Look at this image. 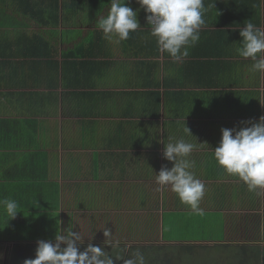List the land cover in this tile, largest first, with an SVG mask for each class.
Returning a JSON list of instances; mask_svg holds the SVG:
<instances>
[{"label":"crops","instance_id":"1","mask_svg":"<svg viewBox=\"0 0 264 264\" xmlns=\"http://www.w3.org/2000/svg\"><path fill=\"white\" fill-rule=\"evenodd\" d=\"M128 5L141 28L115 43L95 23L110 0H0V198L20 205L14 220L0 212V264L58 229L113 257L264 252V189L249 191L212 154L222 128L264 116V73L236 53L239 28L264 27V0H204L200 40L178 63L158 52L136 0ZM170 136L195 145L200 213L155 181L173 167L160 142Z\"/></svg>","mask_w":264,"mask_h":264},{"label":"clouds","instance_id":"2","mask_svg":"<svg viewBox=\"0 0 264 264\" xmlns=\"http://www.w3.org/2000/svg\"><path fill=\"white\" fill-rule=\"evenodd\" d=\"M146 13L149 35L155 39L158 52L167 54L174 63L186 59L200 40L201 28L205 25L206 8L204 0H136ZM138 10L128 5V0H110L106 14H100L96 27L104 39L119 43L129 39L130 32L141 28L137 18ZM242 41L236 53L244 59H251L250 73H264V27L248 22L239 28ZM242 127L222 128L221 139L212 149L216 164L228 175L240 178L249 191L264 189V116L259 121H241ZM187 136H193L190 128L182 129ZM164 143L163 157L173 163L170 169L163 166L155 175V181L162 187L170 186L180 202L200 213L199 202L204 196L205 185L192 171L194 162L189 159L195 145L183 136L168 137ZM208 145L207 142L199 143ZM19 203L11 197L0 198V212L10 220L17 217ZM105 236L108 233L104 234ZM81 236L76 231L57 230L55 241L38 240L35 258L25 259L23 264H146L143 253L137 249L130 258L119 253L113 257L101 246L89 243L81 250ZM2 259V257H0Z\"/></svg>","mask_w":264,"mask_h":264},{"label":"rangeland","instance_id":"3","mask_svg":"<svg viewBox=\"0 0 264 264\" xmlns=\"http://www.w3.org/2000/svg\"><path fill=\"white\" fill-rule=\"evenodd\" d=\"M229 247H232L231 248L232 250ZM229 247L224 250L220 246H207L206 249L204 250H202V248H199L195 251V253L192 256L190 255V259L188 257V254H185L188 252L184 253L183 250L181 249L170 250L169 252H170V255L173 256L172 261L175 264H179V263L180 264H235L237 262L239 263L240 260H243L238 246L230 245ZM253 247H256V249L254 250H257L259 255H261L259 259H260L261 264H264L263 249H261V247H258V246H253ZM165 249H166L165 247H162V248H156L155 250H153L155 254L151 256V258H153L152 261L156 260L158 262V263L156 262V264H161V262L168 263L167 259H164L166 257V253L168 255L167 249H166V252H165ZM119 255L121 256V253ZM122 258L126 259V256ZM146 258H147L145 260L146 264H150L151 263L149 261L150 257L147 256ZM184 258H186L185 261H183ZM116 264H123V259L117 260Z\"/></svg>","mask_w":264,"mask_h":264},{"label":"trees","instance_id":"4","mask_svg":"<svg viewBox=\"0 0 264 264\" xmlns=\"http://www.w3.org/2000/svg\"><path fill=\"white\" fill-rule=\"evenodd\" d=\"M80 246H81V250H83L84 248L87 247V245H80ZM36 248H37V246H14L12 252L9 255L11 258V261L7 264H23L25 259L35 258ZM179 249L183 250L184 253L188 252L185 254H188L189 256L190 255L192 256L194 254V251H195L194 246L181 247ZM254 249H256V247H251V246L242 247V256H243L242 259L243 260H240L239 263L237 262L235 264H261L260 259H259L261 255H259L257 250H254ZM174 250H176V249H174ZM165 252H166V249H165ZM175 258H174V260H175ZM186 258H184L183 261H185ZM164 259H167L168 263L161 262V264H175L172 261L173 256H171L170 253H168V255L166 253V257ZM189 259H190V257H189ZM249 260H250V262H249ZM150 262H151L150 264H156L157 261L154 260V261H150Z\"/></svg>","mask_w":264,"mask_h":264}]
</instances>
